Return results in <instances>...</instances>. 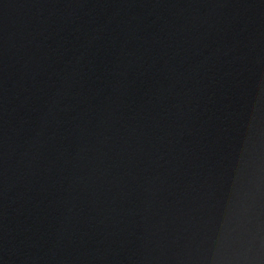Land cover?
Wrapping results in <instances>:
<instances>
[{
  "label": "water",
  "instance_id": "1",
  "mask_svg": "<svg viewBox=\"0 0 264 264\" xmlns=\"http://www.w3.org/2000/svg\"><path fill=\"white\" fill-rule=\"evenodd\" d=\"M0 264H264V0H0Z\"/></svg>",
  "mask_w": 264,
  "mask_h": 264
}]
</instances>
